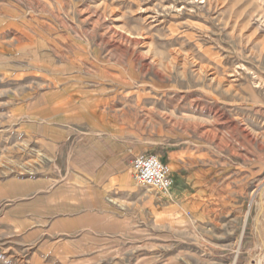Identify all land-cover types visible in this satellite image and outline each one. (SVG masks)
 Returning <instances> with one entry per match:
<instances>
[{"label":"rangeland","instance_id":"1","mask_svg":"<svg viewBox=\"0 0 264 264\" xmlns=\"http://www.w3.org/2000/svg\"><path fill=\"white\" fill-rule=\"evenodd\" d=\"M0 20L8 107L15 70L68 81L126 154L88 182L1 118L0 264H264V0H0ZM140 153L183 195L140 186Z\"/></svg>","mask_w":264,"mask_h":264},{"label":"crops","instance_id":"2","mask_svg":"<svg viewBox=\"0 0 264 264\" xmlns=\"http://www.w3.org/2000/svg\"><path fill=\"white\" fill-rule=\"evenodd\" d=\"M4 28L6 21L0 20V119L6 121L9 117L13 120L14 131L30 138L31 156H38L41 144L46 157L59 161L68 157L76 166L70 171H77L88 182L96 181V172H103V168L110 174L116 172L119 160L126 154L124 151L120 153L116 138L108 140L111 130L104 128L108 122L103 119L95 96L93 101L83 98L86 93H82L77 85L68 81L54 85L51 78L23 77L22 70H15L16 86L11 89L13 94L8 107L7 75L14 68L7 64L5 35L1 34ZM86 97L92 96L88 94ZM81 102L85 105L82 106ZM47 174L38 178H47ZM185 182L183 185L189 184L188 180ZM170 193L171 199L183 195L178 185Z\"/></svg>","mask_w":264,"mask_h":264},{"label":"built area","instance_id":"3","mask_svg":"<svg viewBox=\"0 0 264 264\" xmlns=\"http://www.w3.org/2000/svg\"><path fill=\"white\" fill-rule=\"evenodd\" d=\"M135 181L142 187L168 192L173 185V177L167 164L157 155L140 153L131 161Z\"/></svg>","mask_w":264,"mask_h":264},{"label":"bare ground","instance_id":"4","mask_svg":"<svg viewBox=\"0 0 264 264\" xmlns=\"http://www.w3.org/2000/svg\"><path fill=\"white\" fill-rule=\"evenodd\" d=\"M113 35H114V34H113ZM127 41H128V40H127ZM231 79H232V78H231ZM167 166H168V165H167ZM168 168H169V166H168ZM169 171H170V168H169ZM168 192H170V191H168ZM163 194H167V192H165V193H163ZM168 196L171 197V194L169 193ZM262 206H263V205H262ZM263 245H264V244H263ZM263 250H264V249H263Z\"/></svg>","mask_w":264,"mask_h":264}]
</instances>
